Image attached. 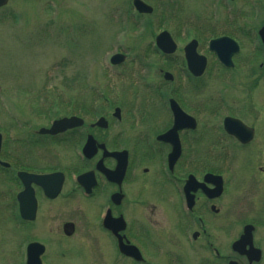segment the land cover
<instances>
[{
	"label": "rangeland",
	"instance_id": "1",
	"mask_svg": "<svg viewBox=\"0 0 264 264\" xmlns=\"http://www.w3.org/2000/svg\"><path fill=\"white\" fill-rule=\"evenodd\" d=\"M131 1L9 0L0 8V133L2 150L5 155L10 151L9 158L4 159L14 162L17 170L22 168L27 172H81L85 164H80L76 156L84 140L78 138L69 144L65 135L40 136L37 131L47 128L54 119L71 114L85 119L84 135L106 136L113 144L122 132L123 141L117 144L131 148L132 153L138 151L143 154L137 176L132 182L129 179L127 188L146 195L143 201L130 202L128 207L136 208V213L143 211L152 222V227L148 226L153 232L150 241L165 248L160 264L169 261V251L175 252L185 264H199L201 260L197 251L186 246L183 235L186 223L180 222V225L172 220L170 212L173 207L168 197H160L158 201L152 194V190L158 188L161 192L166 186L158 175L152 178L154 171L151 166L163 159L165 153L161 152L163 147L156 144L155 136L171 123L168 98H173L187 111L189 106L196 107L195 112L198 113L202 112L204 102H232L228 97L233 95L252 97L254 101L256 98L264 100V66L259 67L264 63V51L257 37V30L264 23V0H144L154 11L137 18L131 10ZM206 19L210 21L211 32L217 36H232L242 47L239 55L233 58V68L227 70L216 65L206 49L207 44L200 40L199 53L206 56L208 70L195 78L185 67L182 49L195 38V26H203ZM181 25L186 29L184 35L178 30L182 29ZM163 30L170 33L176 43L177 48L172 55H162L151 45ZM203 36L198 35L199 38ZM122 50L134 54L137 66L134 67L127 58L113 67L108 66L109 57ZM164 72L171 74L173 81L164 79ZM94 100L96 105H92ZM116 107L120 109L121 122L113 124L112 114ZM129 108L133 112L137 109L139 121L141 117L144 119V114L150 119L141 125L143 129H136L137 132L128 130V123L133 118ZM100 117L110 123L103 136L100 129L92 125ZM148 124H151L150 128L144 129ZM10 129L15 132L14 141L7 137L12 133ZM131 143L136 146L132 147ZM153 147L156 152L152 151ZM255 162L247 165L242 155L238 166L235 162L221 168L226 179L234 177L238 167L242 175L249 178L237 183L238 191H235V177L234 182L228 181L229 190L221 207L222 214L230 221H235L245 210L255 213L257 207H264L261 200H264L263 180L253 176L254 168L257 170L262 162L261 159ZM143 168H146V174H143ZM251 179L257 183L253 185ZM67 180L61 193L65 195L42 207L50 209L48 213L51 216L44 227L52 228L53 233L57 232V223L76 216L78 221L81 212L80 201L67 195L76 192L72 181ZM143 182L150 184L151 190L145 189ZM0 188L6 192L10 188L2 171ZM131 199L129 193L128 200ZM3 210L6 213L5 206ZM251 215L247 214L244 219L251 220ZM4 222L6 228L4 233L0 229L1 239L12 246L9 233L14 223L10 224V219ZM82 224H78L72 238L88 243L89 258H93L97 245L93 246L89 237L87 242L84 230L88 222L82 219ZM15 229L12 234L16 235L14 246H17L30 237L31 229L25 225H17ZM217 246L222 249L221 244ZM3 256L0 264H9L5 263ZM77 261L92 264L85 259L78 258ZM101 263H104V258Z\"/></svg>",
	"mask_w": 264,
	"mask_h": 264
},
{
	"label": "flooded vegetation",
	"instance_id": "2",
	"mask_svg": "<svg viewBox=\"0 0 264 264\" xmlns=\"http://www.w3.org/2000/svg\"><path fill=\"white\" fill-rule=\"evenodd\" d=\"M213 58L215 59V57ZM215 61L217 60L215 59ZM262 64L259 67L262 68L264 66ZM246 97L233 95L228 97L232 102L218 101L211 104L204 102L202 112L194 111L195 114H201V121L192 115L196 119V128L194 130L184 129L179 132L181 156L172 170H165L164 164L160 165V162L159 166L155 167L154 172H152V178L155 179L158 175L160 178L163 177L162 179L166 183L161 192L160 189L156 188L155 191L152 190V194L156 196L158 201H160V197L170 196L173 207L170 212L172 220L179 222V224L180 222L186 223L187 231L185 232L187 235L184 233L183 235L187 237L185 238L187 246L202 249L201 255L204 264H212V262L214 264H229L230 262L264 264V207H257L258 210H255V213H248L245 210L242 212L245 214L243 217H241V213H238L241 215H238L235 221H230L228 217H225L221 207L223 197L229 190L228 181L234 182L235 177V191H238L237 183L249 179L246 175H242L239 167L236 169L237 174L227 179L221 170V167L231 166L235 162L238 166V160L242 155L245 157L247 165L256 163L257 159H261L262 165L257 166V170L254 168L253 173L255 172V175L253 176H257L259 180L262 179L264 183L262 168L264 162V143H262L264 141V100H256V98L254 101L252 97ZM190 107L192 110L196 109V107ZM227 117L239 120L253 130L252 139L249 143H240L238 139L224 130V119ZM100 131L102 132L101 136H103L105 135L103 132L107 130ZM93 136L97 142L104 143L108 151L123 150L117 144L118 140L111 144V140L106 136L100 137L95 133ZM76 141L77 139L74 140V142ZM209 148L217 151L214 152L213 150L211 157L208 153ZM128 151V162L125 170H123L124 167H115L116 163L111 158H104L102 167H100L101 165L98 164L102 158L101 151L95 152L93 156L89 155L90 158L85 156V160L80 163L85 164L84 170L81 172L73 171L78 176L84 177L80 179L79 185H72L76 192L67 194L71 199L76 197L81 203L78 221L77 216L70 217L66 221L62 220L55 226L56 233L52 232V228L44 227L49 222L51 215L48 213L50 209L42 207L57 202L62 195H65L61 193L64 184L69 179L67 170L62 172L64 175L62 188L54 198H48L43 194L42 188L31 184L36 200L35 216L33 220H23L19 214L17 197L24 186L18 180L17 173L25 170L22 168L17 170V165L14 162H9L8 167L0 165L3 177L4 175L7 177L10 185L7 192H1L0 189V201L6 203L7 198L9 200L4 205L6 213L3 210L4 206L1 207L0 204V229L2 233L5 232L6 228L4 221L10 219L12 220L10 224L14 223L13 229H10L9 233L12 246L1 239L2 233L0 231V261H2L1 256L4 255L2 259L5 263L26 264L27 254L31 258L32 264L35 258L38 259L39 264H81L77 261L78 258L85 259L87 262L90 261L92 264H160V243L150 241L151 233H153L150 230L151 225H153L152 222L143 211L136 213V208L128 207L130 202L143 201L146 195L128 191V181L130 182L129 179L131 182L133 181L134 176H137L136 170L139 168V162L133 161L131 150L128 149ZM185 151L187 159L182 156ZM142 171L143 174L147 173L146 168H143ZM27 173L42 175L51 172ZM149 173L151 174V171ZM208 173L221 177L220 179L212 178L213 181L209 182L204 180ZM187 180L190 181L187 182ZM251 180H253V185L257 183V180ZM142 186L148 191L151 190L150 184L143 182ZM262 191L261 189L260 194ZM129 193L132 196L130 201L128 200ZM261 200L264 205V200ZM152 207L154 208L155 205L152 204ZM105 212L108 214L109 226L117 229V235L126 250L125 254L119 251L117 237L103 225L102 218ZM247 214H252L251 220L244 219ZM82 219L88 222V227H85L84 230L87 238L84 237L87 242H89L88 237L91 238L93 246L97 245L96 255L94 253L93 258H89L90 247L88 243L72 238L77 231L78 224L83 225ZM115 220H118L116 225ZM68 224H71V228L66 227ZM17 225H25L31 231L30 237L25 242L21 241L17 246H14L16 235L12 233L16 231ZM245 228L248 232L245 235L243 245L240 244L234 249L233 244L241 236H244ZM193 234L195 238L192 237ZM29 244H38L36 245L38 247H32L26 251V246L28 248ZM218 244L222 245V249L217 246ZM1 247L4 249L3 251H1ZM130 247L136 249H131V251L139 254V261L135 260L133 255L128 254ZM103 258L104 263H101Z\"/></svg>",
	"mask_w": 264,
	"mask_h": 264
},
{
	"label": "water",
	"instance_id": "3",
	"mask_svg": "<svg viewBox=\"0 0 264 264\" xmlns=\"http://www.w3.org/2000/svg\"><path fill=\"white\" fill-rule=\"evenodd\" d=\"M7 0H0V5H3L6 3ZM133 4L135 8L140 12V13H149L151 11V8L148 7L147 5L143 4L140 0H134ZM259 36L262 40V43L264 44V27L259 31ZM156 43L158 48L166 53L170 54L174 51L175 45L170 39V37L166 33H162L161 35H158L156 37ZM195 47H196V42L192 41L190 42L185 48V58L187 61V66L190 72H192L193 75L198 76L202 73L205 65V61L203 58H200L196 55L195 53ZM211 49L217 54L219 60L226 66H230V56L237 51V46L234 44V42L230 41L229 39L223 38L220 40H215L211 43ZM115 58V57H114ZM120 59V57H119ZM118 60L115 58L113 59V62H117ZM166 77L169 75L166 74ZM170 108L173 112L174 119H175V126L162 135L160 137L161 140L164 141H171L173 139V136L175 137V129L181 124L176 125L178 122H180L182 119H184V115L178 108V106L175 104L174 101L170 100ZM82 124V121L77 118H63L57 121H54L51 128L48 130H40V133H46V134H57L59 132H63L66 129L73 128L76 126H79ZM103 126V125H102ZM233 132V131H232ZM102 147V146H101ZM176 147L172 151V154H170L171 162L172 160L176 157L175 151ZM84 153L88 157L89 154H91L93 150V140L89 136L87 139V142L84 146ZM108 156H114L117 155L115 153L109 154L107 153ZM58 174H52V175H47V176H33V175H28L25 173H20L19 178L22 180L23 184L25 185V190L30 192L29 198H25L24 195L25 193L22 192L21 196L18 197L19 202H20V213L23 218H32L34 211H35V201L33 198L32 191L29 188L30 182H35L38 185H40L45 192L47 193L48 190L52 192V194H49L50 197H53L57 194V192L60 189V179H58ZM30 264V260L27 262Z\"/></svg>",
	"mask_w": 264,
	"mask_h": 264
},
{
	"label": "trees",
	"instance_id": "4",
	"mask_svg": "<svg viewBox=\"0 0 264 264\" xmlns=\"http://www.w3.org/2000/svg\"><path fill=\"white\" fill-rule=\"evenodd\" d=\"M188 20V19H187Z\"/></svg>",
	"mask_w": 264,
	"mask_h": 264
}]
</instances>
